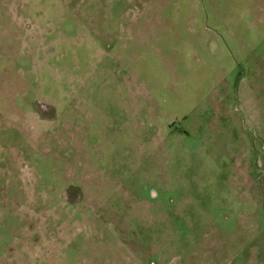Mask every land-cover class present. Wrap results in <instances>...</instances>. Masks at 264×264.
Returning <instances> with one entry per match:
<instances>
[{
	"label": "rangeland",
	"instance_id": "rangeland-1",
	"mask_svg": "<svg viewBox=\"0 0 264 264\" xmlns=\"http://www.w3.org/2000/svg\"><path fill=\"white\" fill-rule=\"evenodd\" d=\"M0 264H264V0H0Z\"/></svg>",
	"mask_w": 264,
	"mask_h": 264
},
{
	"label": "flooded vegetation",
	"instance_id": "flooded-vegetation-1",
	"mask_svg": "<svg viewBox=\"0 0 264 264\" xmlns=\"http://www.w3.org/2000/svg\"><path fill=\"white\" fill-rule=\"evenodd\" d=\"M40 105H41L42 108H38L39 107V104L37 102L34 103V106H35V108L37 110L41 111L42 114L47 115V111L45 110V108H47V107H45L44 103H42ZM73 189H74L73 187L67 188L65 190V196L70 198L71 197L70 195H71Z\"/></svg>",
	"mask_w": 264,
	"mask_h": 264
}]
</instances>
